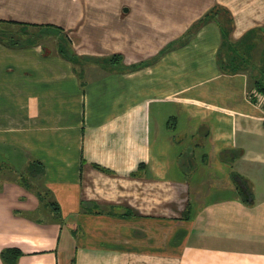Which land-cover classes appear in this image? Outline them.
<instances>
[{
	"label": "crops",
	"instance_id": "1",
	"mask_svg": "<svg viewBox=\"0 0 264 264\" xmlns=\"http://www.w3.org/2000/svg\"><path fill=\"white\" fill-rule=\"evenodd\" d=\"M3 26L31 38H0V264H264V0H0Z\"/></svg>",
	"mask_w": 264,
	"mask_h": 264
},
{
	"label": "rangeland",
	"instance_id": "2",
	"mask_svg": "<svg viewBox=\"0 0 264 264\" xmlns=\"http://www.w3.org/2000/svg\"><path fill=\"white\" fill-rule=\"evenodd\" d=\"M33 31L36 38L38 37L41 40H43L44 44L47 45L48 48L51 49L52 51H56L57 53L62 54L66 58L73 60L79 57L76 50L69 42L66 34L61 32L60 30L58 31L46 27H34ZM0 38L5 39L8 42H21V41L25 42L28 41L31 38V36H29L27 33H22L20 30H16L15 28L10 29L3 26L0 28ZM74 52H75V56H73ZM221 64H223L225 67H230L232 69L245 66L248 68V70L251 73L254 74L259 73V71L257 70L258 67H256L254 62H247V61L241 62L239 60L237 61L236 59L230 60L226 56L223 59H221ZM261 73H264V71L261 70ZM262 82L264 81L257 78L251 81V83L253 84L250 89V95L251 98L260 101V103L264 104V91H260L258 89V83L262 84Z\"/></svg>",
	"mask_w": 264,
	"mask_h": 264
},
{
	"label": "trees",
	"instance_id": "3",
	"mask_svg": "<svg viewBox=\"0 0 264 264\" xmlns=\"http://www.w3.org/2000/svg\"><path fill=\"white\" fill-rule=\"evenodd\" d=\"M213 12H216V11H214V9H213L209 13H207V16L205 17L204 20L206 21V20L210 19L211 13H213ZM9 43L15 44V42H9ZM73 56H75V52L73 53ZM116 58H118L120 60L122 59L120 54L119 55L118 54L113 55L112 59H116ZM258 89L260 91H264V83L263 82H262V84L258 83ZM44 175H45V165L41 161L33 160V161H31V163H29L26 174L24 175V183H25V185L32 187V184L35 183L36 181L40 180ZM238 176H240V175H238ZM242 179H243V177H242ZM243 181H244L245 185H247L244 179H243ZM239 186H240V184H239ZM247 190L249 191V195L247 193L246 194H247V197H249V196H251V192H250L248 187H247ZM45 193H48V191L44 192L43 190H40L41 197L44 196ZM52 204H55V203H52ZM17 252L20 253V251L17 249L7 248L3 251L2 255L5 259H8L9 257H11V255L14 256V254Z\"/></svg>",
	"mask_w": 264,
	"mask_h": 264
},
{
	"label": "water",
	"instance_id": "4",
	"mask_svg": "<svg viewBox=\"0 0 264 264\" xmlns=\"http://www.w3.org/2000/svg\"><path fill=\"white\" fill-rule=\"evenodd\" d=\"M235 177H236L237 181L239 182L240 186L243 187V189H245L246 193L249 195V191L247 190V187H246L242 177L238 176L237 174H235ZM249 199L251 200V197H249Z\"/></svg>",
	"mask_w": 264,
	"mask_h": 264
}]
</instances>
